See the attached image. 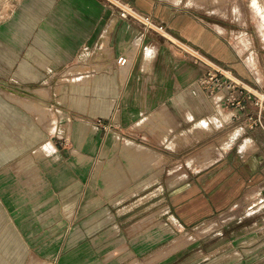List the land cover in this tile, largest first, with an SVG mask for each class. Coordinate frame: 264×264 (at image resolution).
<instances>
[{
	"label": "crops",
	"instance_id": "crops-1",
	"mask_svg": "<svg viewBox=\"0 0 264 264\" xmlns=\"http://www.w3.org/2000/svg\"><path fill=\"white\" fill-rule=\"evenodd\" d=\"M125 1L131 15L111 0H17L0 19V94L51 111L59 133L34 123L32 147L22 110L0 100V264H262L264 232L223 218L264 188V130L198 80L213 65L264 92V54L163 0ZM83 55L89 80L51 85ZM233 125L238 146L217 140ZM203 142L169 177L171 156ZM208 224L217 242L187 245Z\"/></svg>",
	"mask_w": 264,
	"mask_h": 264
},
{
	"label": "rangeland",
	"instance_id": "rangeland-1",
	"mask_svg": "<svg viewBox=\"0 0 264 264\" xmlns=\"http://www.w3.org/2000/svg\"><path fill=\"white\" fill-rule=\"evenodd\" d=\"M16 1L17 0H0V19H2L4 15L9 11V8L13 7ZM163 1L173 4L191 13H197V15L202 16L204 18L206 17V19H208L214 24H217L219 27L225 28L227 30V34L230 37L233 46L237 48L239 52L244 51L246 48L252 47V49H261L260 53L264 54V39H262V36H264V0H163ZM111 2L116 3V5L119 8H123L126 11L130 12L127 9L128 4L126 3L125 0H117V1L111 0ZM134 16L139 20L144 21L143 18L135 14ZM82 58L85 60L81 59L80 63L75 64L70 68H68L69 71L66 70L64 72L65 75L61 76L59 74L57 83L55 84V82H52L51 85L59 87L60 85H63L69 81L74 82V84H79V83H85L87 80H89L88 76L91 75L90 72L91 65L86 61L88 59L87 55H83ZM49 84L50 83H48L47 86H49ZM7 96H8L7 94L4 95L0 94V100L3 99V102L5 101L6 104L8 103L14 104L17 106V108L22 110L20 112L23 113V116H20L22 119L19 120L25 122L26 125L25 130L28 131V133H31V135L30 134L29 135L31 136L30 137L31 140H33L34 142L31 145L32 147L33 145H35V143H38L37 138L33 139L34 136L33 132L29 131L30 129L29 127L30 126L33 127L32 125H34V123L37 124L38 127L42 128V130L43 129L47 130L48 131L47 136L48 134H50V132L51 134L59 135V133H57L56 131L53 130L49 131L50 122L55 120V117L53 116L51 111H48L46 113L41 112L39 118L36 110H30L29 108L27 109L19 100H15V99L13 100L12 96L10 98ZM21 97L25 99H35L39 101H41L42 98V96L41 98H39V96H33V95H26V96L23 95ZM43 99L48 100L49 96ZM21 107H23L25 110H23V108ZM17 123L15 124L16 127H18L20 124L22 125L20 121H18ZM19 127L21 128V126ZM59 132H62V129H60V127H59ZM229 134L231 136V139L234 140L236 146H238L242 142V139L246 137V134L244 130L241 128V126L233 125L227 130L218 132L217 140ZM58 140H60V138ZM210 143H214V142H208V143L203 142L195 147L193 145H189L188 147L181 149L180 151L181 153H179V155L171 156L169 160L171 167L169 169L171 174L169 177L174 176L173 172L175 170L173 169V167L175 166L173 165H177V161H179V159L181 161H184L182 160L183 157L186 158L192 155L195 151V148L200 149V147H206ZM224 143L226 142H223V144ZM29 160L30 158H28V161ZM16 168H18L17 165H15V169ZM157 194L160 195V192L155 191L153 193V196L157 197ZM247 199H250L251 201H247ZM247 199L245 202H243V204L240 207H238L236 210L231 212L230 216L224 217L223 221L230 219L233 215H236L237 219L240 220V222L237 223L236 224L237 227L234 228L235 233L241 231L242 229L241 224H244V226L246 227L247 226H250L251 228L253 227L252 228L253 230L257 229L258 231L260 230L264 232V188H258V190H256L255 193H253L251 196H248ZM157 210L155 209V211ZM211 226L212 224H208L195 231L188 230L185 231V233L183 232L185 234L184 240L187 243V245H191V246L194 245L198 241L196 237L200 235H203V240H204V242L201 243V245L210 246L215 244L217 241L215 239L214 240L210 239V236L214 234L211 233L213 230L212 228H210ZM220 226L221 223L220 224L218 223V226L215 227V229L220 228ZM175 233L177 234L178 232L175 231ZM222 238L223 239L225 238V233H223ZM244 241H246L245 242L246 246L251 244L248 242H252L249 240L248 241L244 240ZM261 241L264 242V240ZM176 244L177 243H175L174 245ZM234 246H237V244H235ZM236 250L237 248H235V251ZM262 252H264V249H262ZM42 258L44 261L45 258L44 255ZM260 260H261L260 262L264 264V255H261ZM42 263L44 264V262Z\"/></svg>",
	"mask_w": 264,
	"mask_h": 264
},
{
	"label": "built area",
	"instance_id": "built-area-1",
	"mask_svg": "<svg viewBox=\"0 0 264 264\" xmlns=\"http://www.w3.org/2000/svg\"><path fill=\"white\" fill-rule=\"evenodd\" d=\"M131 10V6H128ZM127 14L130 12L126 11ZM162 24L157 25L156 31L163 30ZM124 64L125 59L119 58ZM209 68L198 80L205 94L212 100L216 108H231L245 113L251 127L257 126L264 130V92L251 91L240 81L225 73L220 67L208 65ZM251 106L255 109L251 110Z\"/></svg>",
	"mask_w": 264,
	"mask_h": 264
}]
</instances>
